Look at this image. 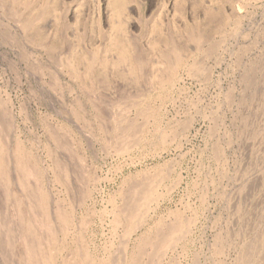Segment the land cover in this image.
Returning a JSON list of instances; mask_svg holds the SVG:
<instances>
[{"label": "rangeland", "instance_id": "rangeland-1", "mask_svg": "<svg viewBox=\"0 0 264 264\" xmlns=\"http://www.w3.org/2000/svg\"><path fill=\"white\" fill-rule=\"evenodd\" d=\"M111 1L0 0V264H264V0Z\"/></svg>", "mask_w": 264, "mask_h": 264}, {"label": "bare ground", "instance_id": "bare-ground-1", "mask_svg": "<svg viewBox=\"0 0 264 264\" xmlns=\"http://www.w3.org/2000/svg\"><path fill=\"white\" fill-rule=\"evenodd\" d=\"M185 1V0H184ZM188 1V0H187ZM190 1V0H189ZM194 2H195V0H193ZM227 1H229L230 2V0H227ZM232 2H233V0H231ZM186 2V1H185ZM191 2V1H190ZM199 2H200V0H199ZM199 2H197L196 1V3H199ZM223 2V1H222ZM180 3V2H179ZM192 3V2H191ZM210 3V2H209ZM227 3V2H226ZM111 4H112V8H113V11L116 13V12H118V13H121V12H123L124 11V1L123 0H112L111 1ZM161 4V3H160ZM190 4V3H189ZM195 4V3H194ZM235 6V5H234ZM196 9H199L198 7L196 8ZM238 10V9H237ZM163 11V10H162ZM197 11V10H196ZM48 13V12H47ZM44 15V14H43ZM42 14H39V16H38V18H41L42 16H43ZM158 15V14H157ZM206 16H207V18H209V19H215L216 17H218V15L214 12V11H212V10H207V12H206ZM246 17V16H245ZM251 22V21H250ZM36 23H37V20L35 19V17H30L26 22H25V30H29V31H31V30H33V29H35V27H36ZM127 28V27H126ZM39 29V28H38ZM38 29H35V31H36V33L38 34H40V29L38 30ZM116 29H117V27H116ZM123 31V30H122ZM221 38H224V37H221ZM167 39V38H166ZM202 37H193V41H196V43H198V42H200V41H202ZM116 52L118 53V57H117V60H116V66L117 67H121V66H123V65H128V66H130V69H131V74H135V73H137L138 71H139V65H138V63H136V61H134L131 57H130V54H129V50H128V46H127V42H126V40L124 39V37L122 38V37H118L117 38V40H116ZM202 42H200V44H201ZM204 43V42H203ZM202 43V44H203ZM224 43V42H223ZM199 44V43H198ZM201 44V45H202ZM200 46V45H199ZM199 46H197V47H199ZM217 46H218V44H216L215 42H214V44H211L210 43V46H209V48H208V55L210 56V55H213V52L215 51V49L217 48ZM201 47H203V46H201ZM198 49H200V47L198 48ZM201 49H203V48H201ZM205 50V49H204ZM232 50V49H231ZM171 51L174 53L173 54V58H172V53L170 52V51H167V52H164L162 55H163V58L167 61V63L169 64V65H171V71H170V73L173 71V70H175V68L178 66V65H180V63H181V60H182V56H180V54L178 53L179 51H176V48L175 49H171ZM198 52V51H197ZM199 52H200V50H199ZM202 54H204V51L202 50V52H201ZM200 53V54H201ZM221 53V52H220ZM206 56H207V53L205 54ZM220 55V54H219ZM185 57V56H184ZM212 57V56H211ZM106 58V57H105ZM210 58V57H209ZM194 60V59H193ZM198 61V60H197ZM203 61V60H202ZM198 63V62H197ZM98 64V63H97ZM196 65V64H195ZM197 66V65H196ZM91 69V68H90ZM124 71H126L125 70V68H124ZM188 71V70H187ZM191 72H192V70H191ZM194 73V72H193ZM196 73V72H195ZM118 74H120V76H125L126 77V75L124 74V73H122L121 71H118ZM189 76V75H188ZM208 76V75H207ZM169 78V77H168ZM143 80V79H142ZM145 80V79H144ZM204 80V79H203ZM184 81V80H183ZM264 93V92H263ZM250 95V94H249ZM164 96V95H163ZM260 98V97H259ZM173 99V98H172ZM264 99V98H263ZM152 104V103H151ZM163 104V103H162ZM77 106V105H76ZM121 123V122H120ZM119 125V124H118ZM81 130V129H80ZM81 132V131H80ZM223 132V131H222ZM82 133V132H81ZM88 136V135H87ZM161 136V135H160ZM159 136V137H160ZM224 136H225V134H224ZM88 138V137H87ZM39 143V142H38ZM90 145V144H89ZM218 150H220V149H217V151ZM2 153V152H1ZM218 154H219V152H217ZM183 154V153H182ZM223 154V153H222ZM1 157V156H0ZM220 158V157H219ZM1 159V158H0ZM2 160H0V162H1ZM142 162V161H141ZM4 163V162H3ZM20 166H21V164H20ZM150 167V166H149ZM40 170V169H39ZM160 174V173H159ZM164 176H165V174H164ZM42 178V177H41ZM219 179V178H218ZM164 181V180H163ZM17 182H18V180H17ZM17 184V183H16ZM155 185V183L153 184V186ZM153 186H151L152 188H153ZM150 187V188H151ZM157 187V186H156ZM200 187V186H199ZM149 188V189H150ZM12 191V190H11ZM153 191H155L154 189L152 190V192ZM247 191V190H246ZM147 192H148V190H147ZM147 192L145 193V194H147ZM150 193H151V190L149 191ZM148 192V194H150ZM152 194V193H151ZM140 195H142V194H140ZM51 196V195H50ZM146 196L147 195H145V199L146 200H150L151 199V197H150V199H148V198H146ZM150 196V195H149ZM43 197V196H42ZM225 197H226V195H225ZM144 198V197H143ZM138 199V198H137ZM130 200V199H129ZM141 200H143V199H141ZM151 201V200H150ZM46 202V201H45ZM141 202V201H140ZM140 202H137L136 203V206H137V208H135V209H133V211L127 216V218L125 219V218H123V217H118V218H121L123 221H126L127 222V225L129 226L128 228L129 229H132L133 227H137L138 229L140 228V227H143V221H142V219H141V217H140V215H138L137 214V211H144L145 209H146V207L150 204H148L147 203V206L145 207V209H143L142 210V208H144V204L142 205V203H140ZM189 202V201H188ZM144 203V202H143ZM47 205V204H46ZM233 205V204H232ZM180 206V205H179ZM105 208V207H104ZM134 208V207H133ZM140 209V210H139ZM81 210V209H80ZM9 211H11V210H9ZM140 211V212H141ZM106 212V211H105ZM169 212V211H168ZM142 214V213H141ZM107 215V214H106ZM99 216V215H98ZM117 217V216H116ZM177 217V216H176ZM188 217V216H187ZM53 218V217H52ZM139 218H140V220H139ZM147 218V217H146ZM62 219V218H61ZM182 218L181 219H177L176 220V223H175V225L174 226H171V227H169L168 229H165V231H163L161 234H160V236H159V239H160V242L157 244V246H159V248H160V246H164V245H167L168 244V242H171L172 241V239L174 238V235H175V233L178 231V230H180V228H181V225L183 224L182 223ZM223 221V220H222ZM146 223V222H145ZM186 223V222H185ZM251 224V223H250ZM136 225V226H135ZM186 225V224H185ZM185 225H183V227L185 226ZM208 225V224H207ZM187 228H189L188 226H186ZM153 229V228H152ZM250 229V228H249ZM134 230V229H133ZM135 230H136V228H135ZM190 230V229H189ZM184 231V230H183ZM182 231V232H183ZM28 232V231H27ZM188 232V231H187ZM158 233V232H157ZM256 233V232H255ZM254 233V234H255ZM152 234V233H151ZM257 234V233H256ZM29 235V234H28ZM102 235V234H101ZM258 235V234H257ZM259 235H261V234H259ZM116 236V235H115ZM175 236H177V235H175ZM173 237V238H172ZM261 237V236H260ZM129 238V237H128ZM177 238H178V236H177ZM182 238H184V237H182ZM181 238V236H180V240L182 239ZM240 238H242V237H240ZM259 238V237H258ZM257 238V240L254 242V241H251V242H253L252 244L254 245V248H252L254 251H255V253L257 254L260 250H262V249H264V238L262 237L261 239L259 238L258 239ZM121 239V238H120ZM238 239V238H237ZM96 240V239H95ZM121 240H123V239H121ZM177 240V239H176ZM254 240V239H253ZM87 241V240H86ZM123 241H125V240H123ZM177 242V241H176ZM224 242V241H223ZM222 242V240H220L219 241V244H221V243H223ZM121 243V242H120ZM155 243V242H154ZM172 243V242H171ZM174 243V242H173ZM172 243V244H173ZM123 244V243H122ZM142 244H143V242L142 243H140L137 247H136V249H135V251H133L129 256H127L126 254H124V255H126L127 257H125L124 259L123 258H121V257H123L124 255H120V256H118V254L117 255H115L116 254V251H114V255H113V258H112V260L111 261H104V262H100V263H95V264H139L140 263V261H141V254H143L144 255V248L142 247ZM162 244H164V245H162ZM193 244V243H192ZM249 244H250V242H249ZM247 245V247L248 246H252V245ZM171 246H174V245H171ZM121 247V246H120ZM253 247V246H252ZM159 248H156V250H158ZM121 249L122 250H119V249H117V251L119 250V251H122L123 252V247H121ZM116 250V249H115ZM247 250H249L248 248H246V253H247ZM257 250V251H256ZM118 251V252H119ZM165 251V250H164ZM167 251V250H166ZM218 252H220L219 251V249L217 250ZM80 252V251H79ZM245 252V251H244ZM125 253V252H124ZM245 253V254H246ZM250 253V252H249ZM244 254V255H245ZM254 254V253H253ZM262 254H264V252L262 253ZM248 255V254H247ZM252 255V254H251ZM116 256V257H115ZM242 257H244L243 256V254L241 255ZM249 256H250V254H249ZM254 256V255H253ZM162 257V255H161V253H157V254H155L154 256H153V258L156 260V262H154L153 261V264H157V263H159L160 261L159 260H162V259H160ZM208 257V256H207ZM251 257V256H250ZM249 257V258H250ZM31 258H34V259H37L38 260V258H36L35 256H31ZM233 258V257H232ZM254 258V257H253ZM258 258H259V256H258ZM57 259V258H56ZM71 259V258H70ZM243 259V258H242ZM262 259V258H261ZM52 260V259H51ZM50 260V261H51ZM258 260V259H257ZM39 261V260H38ZM77 261V260H76ZM262 261V260H261ZM79 262H80V264H92L91 262H90V260L88 259V260H86L85 258H84V256H79ZM245 262V261H244ZM257 262H259V261H257ZM51 263H52V261H51ZM67 263V262H66ZM76 263V262H75ZM260 263V262H259ZM53 264V263H52ZM79 264V263H78ZM262 264V263H261Z\"/></svg>", "mask_w": 264, "mask_h": 264}]
</instances>
